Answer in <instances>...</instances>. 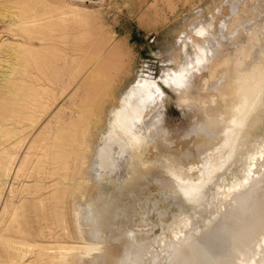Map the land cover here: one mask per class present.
I'll use <instances>...</instances> for the list:
<instances>
[{"label": "rangeland", "instance_id": "obj_1", "mask_svg": "<svg viewBox=\"0 0 264 264\" xmlns=\"http://www.w3.org/2000/svg\"><path fill=\"white\" fill-rule=\"evenodd\" d=\"M231 1L235 0H108L103 6L68 3L73 8L69 12L62 5L64 0H0V264H105L102 255L109 246L106 227L111 220L114 226L124 221L126 226L135 224L131 230L137 232L153 231L172 220L176 209L162 207L171 200L164 186L171 185L161 161L169 149H180L175 141H184L195 128L192 124L204 123V112L198 106H179L174 84L181 79L183 84L186 78L192 84L190 95L203 97V79L209 76V62L205 63L214 57L218 45L221 51L235 53V60L247 67L246 60L250 64L256 59L264 43V0H242L243 5L236 7L228 5ZM247 8H254V13ZM180 74L185 77L179 79ZM141 78L150 82L147 91H153L149 93L152 99L164 102L152 105L159 110L152 118L145 116L154 110L151 105L142 117L132 111L138 124L131 115L126 117L124 108L129 87ZM61 106L65 108L57 115ZM123 112L124 121L132 118L125 122L131 121L132 126L126 125L128 142L123 140L127 145L122 155L128 159L122 168L133 167L137 145L143 148L144 160L157 161L145 176L139 173L132 178L117 176L115 163L114 176L101 179L96 159ZM57 118L66 126L58 133ZM85 123L87 128L82 131ZM81 132L86 137L82 148L56 146L62 144L61 138L72 142ZM162 141L168 144L164 148ZM89 147L90 159L95 160L85 166L89 171H82L81 155ZM82 172L85 175H79ZM149 207L152 213L144 211ZM144 222L149 225L136 228Z\"/></svg>", "mask_w": 264, "mask_h": 264}, {"label": "bare ground", "instance_id": "obj_2", "mask_svg": "<svg viewBox=\"0 0 264 264\" xmlns=\"http://www.w3.org/2000/svg\"><path fill=\"white\" fill-rule=\"evenodd\" d=\"M241 1L242 0L231 1V3H228V5L231 4V5L236 7V5H238L240 3L239 6H241V5H243ZM64 2H66V3L65 4L62 3V5L65 7V9L67 8L69 12L71 11L69 9H73V8H70L67 5L68 3L74 4V5H85L83 3H80V1H78V0H64ZM107 2H108V0H107ZM262 2H263V0H262ZM106 3L101 4V5H97V6H103ZM63 6H62V8H63ZM258 6L260 7L259 4H258ZM254 8H255V6H254ZM254 8L252 9L253 13L255 10ZM232 9H233V7H232ZM234 9H236V8H234ZM237 9H239V7ZM247 10H249V9L247 8ZM250 10H251V7H250ZM262 10L264 11V8ZM72 11H74V10H72ZM230 11L231 10L229 8L228 14H230ZM241 11H243V10H241ZM252 11H250V12L252 13ZM223 12H225V11H222V14H224ZM234 13H231L232 17L234 16ZM246 13L249 15L248 12H246ZM238 14H240V13H238ZM247 14L244 16L246 17ZM261 15L264 16V14H261ZM224 16H226V14H224ZM244 16H243V18H245ZM254 16H255V14H254ZM234 17L232 19H234ZM246 18L249 19L248 16ZM239 19H241V18H239ZM250 19H252V18L250 17ZM234 20H232V22ZM254 20H255V18H254ZM241 22H242V20H241ZM259 22H260V20H259ZM229 24H230V22H229ZM232 24H234V23H232ZM232 24H230V25H232ZM224 26H225V24H224ZM253 26L254 25H252L251 27H253ZM263 27H264V25H263ZM222 28H223V26H222ZM227 28H228V26H227ZM253 28L255 29V27H253ZM260 28H258L257 30H259ZM236 29L237 28H235V31H236ZM241 29H243V28H241ZM245 30H246V28H245ZM257 30H255V33ZM262 30H263V28H262ZM222 31H223V29H222ZM255 33L253 32L254 35H255ZM257 33H259V32L257 31ZM230 37H232V35ZM238 40H240L239 36H238ZM241 40H243V37ZM221 41H222V39H221ZM225 41H227V40H225ZM230 41H231V39H230ZM234 41H233V43H234ZM219 43H221V42L219 41ZM226 43H227V45H229L228 42H226ZM229 43H231V42H229ZM214 44H212V46H214ZM235 44H233V45H235ZM254 44H250V45L253 46ZM247 45H249V44H246L245 46H247ZM202 46L203 45H201V47ZM204 46H203V50H204ZM225 46H226V44H225ZM255 46H257V45H255ZM207 47L205 49H208ZM222 47L224 48V46H222ZM235 47L236 46H234V48ZM237 47H238V45H237ZM226 48H228V46H226ZM236 49H237V51L239 50L238 48H235V51H236ZM246 49L248 51L249 47ZM201 50H202V48H201ZM257 50H259V48ZM257 50H254V51H257ZM205 51H207V50H205ZM225 51H226V49H225ZM231 51H233V50H231ZM235 51H233V52H235ZM247 51H245V52H247ZM210 52H214V51H210ZM263 52H264V43L262 44V48L260 50V53L262 55L260 53L259 54L261 56L256 55L258 57L256 59L252 60L250 64H249V61L246 60V62L248 63L247 67H246V66H244V64L241 60L240 61H239V59H237L238 61L235 60V58H234L235 53L233 55V54L229 53L228 51L227 52L221 51L220 46L218 45L216 51L214 52V57L210 54V56H212V58L210 60L206 61V63H205V64H207L209 62L206 65L207 66L206 69H208L207 71L209 72L208 73L209 76H208V78L203 79L204 83L202 84L203 85L202 89H203V91L206 92L205 96H203V97H201V96L197 97V95H196L197 98H194L193 97L194 95L193 96L190 95V91H191L190 86L192 84L188 83L186 81V78H185V81L190 85H185L184 80H183L184 82L182 84V82H181L182 79L180 81L181 84L178 80L177 81L179 82V84H177V85L174 84L176 86V90H174V91L178 95L179 106L181 107L182 103H189V104H193L195 106H198V108H200L204 112V115H203L204 116V123L203 124H196V125H195V123L192 124L193 128L194 127L195 128L185 136V139L187 141L185 139H184V141L181 140V142H178V143H177V141H175L176 144H178V146H181L180 149L179 150L178 149L177 150L169 149L170 151L168 152L167 151L168 147H167L166 151L168 152V154H166L165 157L162 156L164 158V162H162L160 160L161 163H163L162 165H164L165 172H166L165 174L164 173L163 174L165 176H167L169 184L171 185V186H169L167 183V185L164 186V188L165 189L168 188V191L171 193L170 196H168L169 197L168 199L171 198V200L170 201L167 200L165 205L162 207H164L163 210H169V208H171V207H174L176 209V211H174L172 214V218L170 216L171 219H174L175 217L186 212L187 210L193 208L194 206H196V205L200 204L201 202L207 200L208 198L212 197L213 195L219 193L220 191H222V190L226 189L227 187L233 185L234 183L238 182L239 180L245 178L246 176H248V175L252 174L253 172L259 170L260 168L264 167V53ZM236 53L238 55V52H236ZM205 55H207V54H205ZM208 55H207V57L210 58V56H208ZM244 56L245 55H243L242 58ZM252 59H253V57H252ZM242 65L244 66L243 68H242ZM203 67H205V66H203ZM206 69H204V70H206ZM186 70L187 69H185V72H186ZM167 71L168 70H166V74H167ZM164 74H165V72H164ZM180 75H178L179 79L182 76H183L182 78L185 77L184 76L185 74H182L181 76ZM178 76H176V77L178 78ZM167 79H168V77H167ZM174 79H175V77H174ZM164 80H166V79H164ZM166 81H169V80H166ZM190 82H191V80H190ZM169 83H170V81H169ZM173 83H175V82H173ZM149 85H150V82L148 80H146V82H145L144 78H143V80L141 78V79L137 80L134 85H131L129 87L127 99H126L127 101H126L125 108H124L125 111L123 110L126 114V117H127V114L131 115L132 111L135 113L136 117H139V116L142 117L143 113L146 112V110H147V105L148 106L151 105V108H154V106L152 107V105L153 104L155 105V102H157L156 103L157 106L159 105V103H161L163 105L164 100L162 102L161 101L162 99L161 100H160V98H159V100L157 99L158 97L155 98L156 100H154V99H152V95H149V93L153 92V91L149 90L150 92L148 93L147 87H152ZM174 85L172 86V84H171V86L173 88L175 87ZM172 87H171V89H172ZM153 95H155V94H153ZM160 107H161V105L159 106V109H160ZM64 108H65L64 106H61L59 108V111L57 110L58 111L57 115H60L59 113ZM157 109H158V107H157ZM157 109L155 110V108H154V110H151V109L148 110L146 112L145 116H147L149 118L150 115H153L154 113L156 114L157 111H159ZM124 112H123L122 119L119 118L114 124H112V128H111L109 134L107 135L106 142H105L103 148H101L100 153L97 156V159H96L97 165L99 164V170H98L97 174H98V176L102 177L101 179H103V178L105 179V177L107 178L109 176H114L115 163L118 164L117 167L119 168V171L117 172V174H120L117 176H121L122 178L126 177L127 175H130L131 178L136 177V176H138L139 173H143L142 175L145 176L144 174L149 173L147 171L150 169V167H152L153 165L156 164V161H157L156 159L155 160H147V159L144 160L143 157L141 156V155H144L143 154L144 151H141L143 148L140 149L141 147H139L137 145L136 146L137 153H135V155L133 156L134 157L133 158L134 163L132 164L133 167L128 168V170L123 169L124 166L122 168V164L125 161V158H127V156L122 155V153L125 154L124 149H125V144H126L123 142V140L128 142L126 139V135H128V130H126L127 129L126 125L132 126L131 121L129 122L131 124H128V123L126 124L125 122H128L129 119L136 118L135 116L132 117V115H133V113H132V115L130 116L132 118L129 117L128 121H124V119H123ZM158 115H160V114H158ZM147 117H145V118H147ZM150 118H152V116ZM136 119H134L135 122L138 120V124H139L140 120L139 119L136 120ZM135 122H134V124L136 125L137 122L136 123ZM198 122H199V120H198ZM54 123L57 124V127H56L57 133L66 127L65 123H62L61 121H59L58 118L56 119V121ZM86 125H87L86 123L81 125L82 131H84L83 129L86 127ZM135 125H133V126H135ZM140 126H141V124H140ZM130 129H132V128L130 127ZM77 133H80V132H77ZM57 136H58V134H57ZM85 138L86 137L84 136V133L81 132V134L72 142L71 141L70 142H68V141L63 142V139L61 138L60 142L62 144L61 145L58 144L56 146L61 147V148H65L66 146L73 145L72 148L75 146L78 149H80L84 145ZM165 141H167V140H165ZM165 141H162V142L164 143ZM89 143H88V146H90ZM169 143H172V142L169 141ZM172 144H174V142ZM131 145H133V144L131 143ZM167 145L168 144L166 143V145L162 146V147L164 148ZM91 146H92V144H91ZM94 147H95V145H94ZM77 148H75V149H77ZM134 148H135V146H134ZM169 148H171V147H169ZM58 150H61V149H58ZM63 151H65V150H63ZM60 152H62V151H60ZM73 153L75 154V156L78 155V150L73 152ZM73 153L70 152L68 154V157H70ZM91 153H92V151H91L90 147L85 148V150L83 151V153L81 155V157H82V160H81L82 163L81 164L82 165L80 164L82 166V168H81L82 171H85L84 169H88V171H89V168H85V166L89 164V160L90 161L92 160V159H90ZM92 155H95V154H92ZM61 156H63V155H61ZM92 158H93V156H92ZM61 159H58V160L61 161ZM67 160L68 159H66L65 161H67ZM93 160H95V159L93 158ZM93 160H92V162H93ZM131 161L132 160L129 161L130 164H131ZM140 161H141V163H140ZM153 161H155V162H153ZM127 162L128 161H126V163ZM129 163L127 164L128 167H130ZM138 163H140V164L137 165ZM62 164H63V162H62ZM65 165H67V164H65ZM162 165L160 166L161 169L163 168ZM68 166H70V164ZM127 166H126V168H127ZM75 167L76 166H74V168ZM154 167H152V168H154ZM120 170H122V171H120ZM124 171H126V172H124ZM82 173L81 174L79 173V175H85L84 173L83 174ZM86 174L89 175V173H86ZM89 176H87V178ZM127 178H126V180H127ZM85 179H86V176H85ZM80 181H82V179ZM134 183H136V180ZM156 183L159 184V181ZM163 183H165V182H163ZM105 184L107 185L109 183H105ZM128 184H131V183H128ZM84 185H87V184H84ZM133 185H135V184H133ZM107 186H109V185H107ZM65 192H67V191H65ZM65 192H62V194L63 193L65 194ZM77 194H78V192H77ZM66 195H67V193H66ZM66 195H64V196L66 197ZM82 195H83V193H82ZM56 197H58V195ZM78 197H79V195H78ZM78 197H76V199L80 200V197L79 198ZM76 199H75V203H76ZM127 199H128V197H127ZM64 202H66V200ZM77 202H79V201H77ZM141 204H142V202H141ZM148 205H150V204H148ZM141 207L142 206H140V208ZM152 208H153V205H152ZM141 209H145V207L144 208L142 207ZM141 209H140V211H141ZM59 211L60 210H58V212ZM144 211H147L148 213H150L151 208L149 207L147 210H144ZM145 215H146V212H145L144 216ZM147 216H148V214H147ZM160 217H161V215H160ZM122 220H123V218H122ZM146 220H148V219H146ZM93 221H95V220H93ZM149 221H150V219H149ZM160 221H162V219ZM77 222H79V221H77ZM124 222H123V224H125ZM166 222H164V223H166ZM79 223H81V219H80ZM144 223L145 224H141V223L139 225L137 224L136 228L146 227L149 225L146 222H144ZM123 224L118 223V224H115V226H114V219L111 220V223L109 222L107 224V227H106L107 237H106V239H107V242L109 243L108 244L109 246L107 245L108 247H106L107 248V250H105L106 254L102 255L103 257L104 256L106 257L105 264H109V259H110L111 254L115 253L116 251L122 249L123 247L127 246L128 244L134 242L135 240L141 238L142 236H144V235H146L152 231V230L147 231V229L144 228V230H146V232L144 230L142 232H137L135 230L134 231L131 230L132 229L131 226H133L135 224L130 223L127 226L123 225ZM92 225H93V223H92ZM153 228H154V225H153ZM96 235H98V234H96ZM92 243H94V242H92ZM103 246H105V245L103 244ZM103 248H102V250H103ZM95 252H97V251L95 250ZM103 253H105V252H103ZM88 256H89V254H88ZM86 263H88V262L86 261ZM66 264H72V263L67 262ZM95 264H98V263H95Z\"/></svg>", "mask_w": 264, "mask_h": 264}, {"label": "water", "instance_id": "obj_3", "mask_svg": "<svg viewBox=\"0 0 264 264\" xmlns=\"http://www.w3.org/2000/svg\"><path fill=\"white\" fill-rule=\"evenodd\" d=\"M109 264H264V167L111 254Z\"/></svg>", "mask_w": 264, "mask_h": 264}, {"label": "built area", "instance_id": "obj_4", "mask_svg": "<svg viewBox=\"0 0 264 264\" xmlns=\"http://www.w3.org/2000/svg\"><path fill=\"white\" fill-rule=\"evenodd\" d=\"M85 5H101L107 2V0H78Z\"/></svg>", "mask_w": 264, "mask_h": 264}]
</instances>
